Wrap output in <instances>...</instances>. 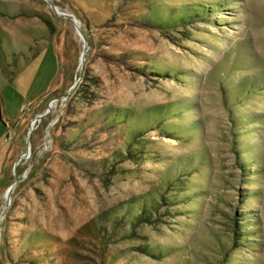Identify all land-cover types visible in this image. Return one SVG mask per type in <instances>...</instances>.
Segmentation results:
<instances>
[{
  "label": "rangeland",
  "instance_id": "rangeland-1",
  "mask_svg": "<svg viewBox=\"0 0 264 264\" xmlns=\"http://www.w3.org/2000/svg\"><path fill=\"white\" fill-rule=\"evenodd\" d=\"M52 1L84 63L0 0V264H264V0Z\"/></svg>",
  "mask_w": 264,
  "mask_h": 264
},
{
  "label": "water",
  "instance_id": "water-1",
  "mask_svg": "<svg viewBox=\"0 0 264 264\" xmlns=\"http://www.w3.org/2000/svg\"><path fill=\"white\" fill-rule=\"evenodd\" d=\"M46 1L51 5L53 10L59 16L69 18L70 20H72L75 23V26H76L78 32L81 34V37L83 38V41H84V49H83L82 56H81V61H82V63H84L85 62V54H86V52L88 50V38L84 34V32L82 31L80 25L77 23V20H78L77 17L73 13L60 11L58 6L52 0H46ZM12 189H13V186H11L9 188L8 193H7V205H9V202H10V197H11L10 194H11Z\"/></svg>",
  "mask_w": 264,
  "mask_h": 264
},
{
  "label": "trees",
  "instance_id": "trees-1",
  "mask_svg": "<svg viewBox=\"0 0 264 264\" xmlns=\"http://www.w3.org/2000/svg\"><path fill=\"white\" fill-rule=\"evenodd\" d=\"M85 34H86L87 38L89 39V41H91L92 40V36L89 35L87 32H85ZM0 109H1V104H0Z\"/></svg>",
  "mask_w": 264,
  "mask_h": 264
}]
</instances>
